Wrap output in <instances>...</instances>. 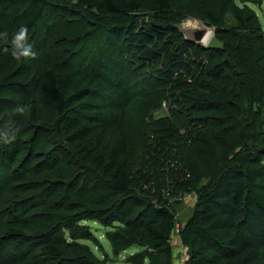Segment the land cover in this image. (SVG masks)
Returning <instances> with one entry per match:
<instances>
[{
    "label": "trees",
    "instance_id": "trees-1",
    "mask_svg": "<svg viewBox=\"0 0 264 264\" xmlns=\"http://www.w3.org/2000/svg\"><path fill=\"white\" fill-rule=\"evenodd\" d=\"M248 1L260 6L264 3V0ZM174 3V0H0V195L14 181L17 164H21L25 179L35 173L53 176L60 169L68 146L74 147L110 176L107 186L112 193L108 199L99 200V207L94 210L109 222L126 221L130 235L141 229L143 235L135 233L133 239L144 236L146 241L133 242L157 251L152 264H160L163 255L162 264H173L171 235L177 228L188 250L184 264H264V135L260 137L264 133V118L258 108L264 101V30L260 18L253 8H239L236 15L241 29L233 31L220 26L231 11L228 1L218 6L201 1L203 6L197 10L198 15L190 13L193 9L184 7L181 0H177L181 12L175 13ZM57 9L83 15L106 30L111 37L105 44L112 51L117 48L120 61L125 60L127 45L141 53L144 64L151 69L147 80L153 81L141 95L150 98L152 104L157 103L156 107L167 100L171 105V115L155 119L148 135L142 132L145 153L140 166L144 168L145 179L137 177V182L132 179L128 160L130 145L135 142L133 133L129 134L132 124L125 123L124 117L118 120L125 113V103H119L118 99L127 92L123 64L119 63L120 70L116 72L118 63L99 56L91 71L77 67V87L73 90L72 83L65 85L59 80L53 66L37 64V60H42L37 50H41L40 46L32 48L35 55L30 59L21 55L27 48V36L37 29L40 21L55 23L53 11ZM14 14L18 16L13 17ZM188 15L216 25L215 36L222 46L207 49L185 40L175 25ZM24 27L28 34L17 44L16 33ZM47 36L50 37L49 32ZM48 40H41V44ZM108 111L112 112L110 116ZM233 119L243 122L242 149L233 153L227 165L214 166L208 184L200 189L195 172L198 161L191 160L183 150H190L200 133L209 128L218 131L217 127L226 126ZM258 119L261 130L257 137L244 125L249 128ZM113 129L116 135L106 153L103 145L107 132ZM180 129H185L193 142L183 141ZM222 133L228 134L225 130ZM38 148L42 153H38ZM34 156L52 160L50 166L55 170L46 173L49 168L44 160L40 163L42 168L39 165L35 168L30 164ZM26 182L24 191L39 190L45 198L30 205L26 200L22 208L0 206V264L16 262L18 256L22 260L29 258L26 264H63L58 261L64 256L61 247L66 243L62 232L72 230L77 221L65 224L58 234L59 227L52 223L53 215L37 209L52 205L47 197L61 188L59 183L47 185L37 179ZM80 182L78 178L68 187L76 191ZM139 185L141 190L156 194L158 204L146 201L142 210H132L130 202L145 201L137 195ZM193 189L198 190V200L189 218L180 224L178 199ZM13 213L16 220L10 225L5 216ZM92 213L70 217L82 220L84 216H93ZM131 215L141 220L134 223L135 217L131 219ZM72 236L76 238L75 232ZM5 238L22 241L20 252L13 257H9L1 243ZM29 241L34 243L29 245L26 243ZM148 256L151 255L142 253V264ZM76 263L93 264L91 260L80 259Z\"/></svg>",
    "mask_w": 264,
    "mask_h": 264
},
{
    "label": "rangeland",
    "instance_id": "rangeland-1",
    "mask_svg": "<svg viewBox=\"0 0 264 264\" xmlns=\"http://www.w3.org/2000/svg\"><path fill=\"white\" fill-rule=\"evenodd\" d=\"M201 1L207 4L213 2L217 6L222 1H228L231 11L225 15L224 20L220 25L224 29H232L233 31L241 29L236 11L237 9L246 6L253 8L257 12L264 30V3L262 6L248 0H181V3H183L184 7L190 6L193 9L190 13L198 15L200 11L197 10H201L203 6ZM174 2L175 13L181 12L177 6V0H174ZM183 6L181 7L182 9L184 8ZM16 11L18 12V10ZM53 12L51 15L54 14L55 23L46 24L42 22L43 20L40 21L37 25V29L33 30V32L27 36V47L31 46V48L37 49L36 44L40 46L41 50H37L40 51L39 53L42 60H37V64L44 63L43 65L48 67L53 66L58 73L59 80L62 83H65V85L72 83L73 90L77 87V78L75 76L77 67L91 71L93 68L92 63L97 60L99 56L104 59H109L108 57H110L113 61L118 63L116 65V72L120 70L119 63L123 64V77L127 80V92L118 99L119 103H125L124 116L121 115L118 120L124 117L125 123L128 122L132 124L130 126L131 130L129 134L133 133L135 142L131 143L128 152V160H130L131 163L130 169L132 179L134 182H137L138 178L145 179L144 168L140 166L143 163V155L145 153V147L142 145L144 143L141 142V140L144 139L142 132H146L148 135L150 133L149 126L151 127L155 119L171 115V105L167 103V100L156 107L155 105L157 103L152 104L150 98L141 95L147 90L146 86L151 87V84L153 83V81L150 83V79L147 80V77L149 76L148 71H151V69L144 64L143 61L145 59L141 53L130 47V45H127L126 52L123 53L125 60L120 61L119 56L116 53L117 48L112 51V49L105 44V42L109 41L111 37L106 30H101L83 15L82 17L74 12L59 9ZM16 16H18V14L13 15V17ZM40 26H42L41 30ZM50 27L51 29H49ZM48 32L50 33V37L47 36ZM234 35L238 37L237 34ZM46 38L49 40L41 44V40H46ZM220 46H222V42L214 35L204 47L210 49L212 47ZM28 58L30 59L31 57ZM258 108L262 109L261 117L264 118V101L258 105ZM108 112L110 113L107 115L110 116L112 112ZM260 122L261 120L258 119L257 122L249 125V128L248 125H244V127L258 137L261 130L259 125ZM242 126L243 122L241 120L233 119L230 120L226 126L217 127L218 131L209 128L204 134L200 133L194 146L190 150H183L185 147L180 145L184 151L183 154L188 153L187 155H190L189 158L191 160L197 159L198 161L199 168H196L195 172L196 175H198L200 189L208 184L210 180V172H212L214 166L227 165L230 162L233 153L242 149V146L240 145L244 141L241 136ZM113 128H115V126ZM184 130H179L180 135L183 137V141L187 140L188 143L193 142V138H191L192 136L188 137L186 130ZM224 130L225 133H228V136H225V134L222 133ZM115 135L116 132L114 129L107 132L103 145V150L106 153L110 151L111 143ZM263 135L264 133L261 132L260 137L263 138ZM174 141L176 142L177 140L174 139ZM215 144L218 146L217 148L214 147ZM38 153H42L40 152V148H38ZM36 154L37 153H35V155ZM27 155L28 154L25 152V157H27ZM84 155V153L78 152L74 147L68 146L67 152L63 153L62 165L60 169H56L57 171L53 176L35 173L30 176L28 175L27 178L28 180L37 179V181L39 180L41 183L47 185L53 184L54 182L59 183L58 187L60 186L61 188H58V190L53 193L54 196L47 197L49 204L52 205L41 206L37 209V211L42 214L53 215L52 223L59 227V230H56L58 234L62 232V228L65 224H71L73 220L77 221V224L73 226L72 230L66 229L62 232V234L65 235L66 243L61 247L64 256L58 259V261H62L63 264H78L76 263V259L83 261L91 260L93 264H142V253H148L151 256L145 257L143 264H152L153 258L158 255V253H156L157 251L149 248L146 249L141 244L133 242L142 241V243H144V241H146L144 236L133 239L135 233L143 235L141 229H138L134 234L130 235L128 234L130 227L126 221L117 219L109 222L108 218H103L99 215L98 210H94L99 207V200L103 201L108 199V194L112 193V189L107 186L109 184L110 176H106L104 168L99 169L96 167L92 162V158H84ZM155 157L156 156L153 155V158ZM43 160L47 163V168H49L46 173L52 172L53 169L55 170L53 166H50L51 162H53L52 160L50 161L46 158L43 159L40 158V156H34L30 164L34 165L35 168H37L38 165V168H42L40 163H42ZM20 167L21 164L15 166V168L18 169L15 176L16 180L14 179L15 183L13 181L7 185L8 188L0 195L1 207L17 205V208H22L24 207L26 200H28L26 203L30 205L37 204L41 201V198H45L43 197L44 194L40 193L39 190L24 191L26 183L28 182H26L27 179L22 178L23 176L21 172L23 170L22 168L20 169ZM192 167H195L193 163ZM3 177L4 176L1 178ZM78 178L81 180L80 188L76 191L73 189L71 190L68 187V184L78 180ZM137 195L145 201L130 202V205L133 207L132 210H142L146 201L158 204L157 195L141 190L140 185L137 187ZM114 197L116 199L117 195ZM178 200L180 201L178 205L180 208L178 221L180 224H184L187 218L191 215L198 200V190L193 189L186 193L183 198ZM127 207H129V204L126 206V209ZM88 211H93L95 214L92 213L93 216H84L82 220H78L77 218L71 219L70 217L78 214L81 215L79 217H82L87 214ZM13 215L14 213L9 214L8 217L5 216L6 222L10 223V225L14 224L16 220ZM134 217V215L130 216L131 219ZM13 218L14 220H12ZM9 219H11V221ZM140 220V218L136 219L135 217L133 222L137 223ZM179 230L180 229L177 228L171 235L173 264H184L188 257V250L181 241ZM73 232H75L76 238H73ZM2 241H5L4 243H1L2 245L4 244L5 252L9 257L10 255L12 256L19 253L22 248V245L20 244L22 241H10L6 238ZM26 243L32 245L34 242L29 241ZM163 256H161L162 258H159V262L161 261L160 264H162ZM15 261L16 262L11 264H26L29 261V258L22 260L18 256L15 258Z\"/></svg>",
    "mask_w": 264,
    "mask_h": 264
},
{
    "label": "water",
    "instance_id": "water-1",
    "mask_svg": "<svg viewBox=\"0 0 264 264\" xmlns=\"http://www.w3.org/2000/svg\"><path fill=\"white\" fill-rule=\"evenodd\" d=\"M175 27L184 36L185 40L203 47L207 45L217 31L216 25H210L193 15L184 17Z\"/></svg>",
    "mask_w": 264,
    "mask_h": 264
},
{
    "label": "clouds",
    "instance_id": "clouds-1",
    "mask_svg": "<svg viewBox=\"0 0 264 264\" xmlns=\"http://www.w3.org/2000/svg\"><path fill=\"white\" fill-rule=\"evenodd\" d=\"M28 34V30L26 27L20 29L15 36V42L18 44L20 41L24 40L26 38ZM24 57H32L35 55V53L32 51L31 46H28L27 48H25L22 52V54ZM17 59H20V56H17Z\"/></svg>",
    "mask_w": 264,
    "mask_h": 264
}]
</instances>
